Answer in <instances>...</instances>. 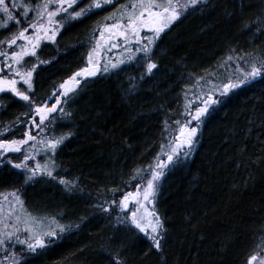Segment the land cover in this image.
<instances>
[{"label":"trees","instance_id":"trees-1","mask_svg":"<svg viewBox=\"0 0 264 264\" xmlns=\"http://www.w3.org/2000/svg\"><path fill=\"white\" fill-rule=\"evenodd\" d=\"M89 2L83 0L81 7ZM107 11H92L83 19L94 20L92 29H97L105 25L99 15ZM261 21L264 0H206V6L202 0L200 8L179 17L175 26L160 34L154 48L159 70L150 78L147 74L141 78L144 67L135 60L128 62L124 82L121 70L125 64L113 69L112 83L105 73L81 81L87 86L77 90L76 106L56 122L61 133L50 136H64L52 155L58 165L55 175H38L23 185L22 169L11 163L20 159L10 157L8 167H0V194L23 185L20 195L28 213L39 218L63 213L61 223L79 225L54 237V243L33 252L21 251L16 264H106L108 248L119 252L126 264H245L264 229L262 76L219 97L222 103L199 122L198 143L192 153L178 156L158 180L155 210L165 220L163 251L154 248L146 233L117 224L118 213L123 219L124 211L112 212L98 205L119 199L124 192H135L141 181L132 177L137 169L145 175L143 170L154 166L161 146L170 139L166 138L174 136L176 122L188 120L196 108L194 104L185 111L192 92L199 91V99L208 93L205 80L215 81V89L221 75V85L227 83V74L235 80L238 75L232 62L237 53L249 61L264 57V31H255ZM12 31L14 26L8 31L0 29V39ZM88 31L84 22L76 26L75 35H66L76 37L79 52L49 69L43 83L78 64L80 55L88 60V46H95L97 39ZM229 55L233 59H226ZM245 68L249 70L248 65ZM130 82L136 84L134 90L129 89ZM20 101L12 93L1 96L0 130L5 139L10 135L4 129H21L25 122V114L19 113ZM14 106L15 113L10 112ZM12 114L15 118L8 120ZM56 176L76 179L78 184L69 190ZM113 188L120 194L114 196ZM12 245L14 249H0L1 261L16 251L17 244Z\"/></svg>","mask_w":264,"mask_h":264},{"label":"snow or ice","instance_id":"snow-or-ice-1","mask_svg":"<svg viewBox=\"0 0 264 264\" xmlns=\"http://www.w3.org/2000/svg\"><path fill=\"white\" fill-rule=\"evenodd\" d=\"M203 2L206 6V0H203ZM82 3L83 0H38L35 3L33 0H0V29L8 31L13 26L17 29L16 31H12L10 35L0 39V45H16L17 41L21 39L27 41V43L19 46V50L13 51L6 49L3 53H0V55H3L5 61L0 62V93H13L15 97H20L27 101L29 111L25 113V116L28 117L29 123L34 124L36 128L42 127L38 121H44L49 113L57 110L63 112L62 108L58 109V105L66 101H61L58 96L53 97L56 101L55 103L51 101L41 103L33 99V96L29 93L32 92L33 95L35 94L33 74L41 61L37 57L36 63L32 64L29 62L31 57L29 60H25L24 58L28 53L36 54L37 48L40 47L41 38L49 41L55 40L59 28L53 27V25L63 27L60 20L56 19L58 14L66 13L68 14L66 18H86L92 14L93 9H100L102 5H111L112 0H90L89 3L81 7ZM201 5L202 0H130V3L121 4L119 11L113 13L115 23L111 25L105 24L104 27L115 29L117 26H121L123 30L118 31L117 34L125 38V43H128L130 30L132 39L139 46L134 50L126 49V51L130 52L127 59H135L140 62L144 67V73L141 78H143L144 74H147L150 78V75L154 74V70H159L154 48L157 46V40L160 34L165 29H169V25L179 17L195 11ZM125 16L127 17L126 20ZM244 27L250 30L249 24H245ZM31 29H35V31L30 32ZM143 30H149L151 35L145 37L141 34ZM255 31L257 33L264 31V21H261V26L257 27ZM100 34L101 36L104 35L103 30H101ZM135 53H140V55L136 56ZM91 57L92 53L90 52L89 59ZM237 58L247 64L249 70L246 71L244 67H240L239 72L242 73L241 76H237L235 80L228 78L227 83H224L221 88L213 89V91L206 93V98L201 102L200 106L195 108L194 120L201 121L202 117L206 114L210 115V105L222 103V100L213 95V92L219 91L223 95H227L231 90L249 84L257 76L264 77V57L249 61L245 60L244 57H240L239 53H237ZM226 59L231 60L233 57L229 55ZM43 63H48V61H44ZM121 63L123 61L113 62L111 67L118 68ZM95 70V65H93L92 72L87 71L86 68H81L78 70V73H73L69 76L60 87L64 89V92L72 91L69 81L72 84H77L79 83L77 79L79 74H83L84 76L94 75ZM104 71H108L107 65ZM197 79L200 80L203 77H197ZM18 82H22V86L18 87ZM135 87L136 84L130 82L129 89L134 90ZM63 94L61 93L60 95ZM49 104L50 106H48ZM33 105L35 106V112L32 111ZM185 111H188L187 107ZM176 123L179 125V130L175 132V136L179 138L175 140V147H172L171 138L168 141L169 147L171 148L167 153V159L169 161L174 159V154L179 151L180 146L184 144L190 146L182 153L184 156H187L192 150L191 146L198 143L194 139L197 136L198 127H190L188 120H185L183 123L178 120ZM165 127H167V122L165 123ZM4 131H8V129H4ZM70 134L68 133L67 135ZM30 139H35L31 131L23 139L0 140V148L3 149L0 152V156H3L9 149L19 150L20 145L25 144ZM63 140L64 136L44 138L43 146L48 152L55 153L57 146ZM32 147L34 148L35 146L33 145ZM161 150L163 151V145L161 146ZM9 159V157L0 159V165L7 168V161ZM11 163L16 168L24 170L22 173H19V175L24 177L23 185L34 182V178L41 173H45L47 176H54L55 169L58 167L51 156L43 163L38 160L34 166L31 165V161L27 155L18 163L16 161H11ZM158 169L159 165L155 167L150 165L147 169L143 170L145 175H140L141 169H137L132 179H139L141 183L135 185V192L128 191L120 194L118 188H113V195L120 194L119 199L102 201L98 207L112 212L116 211L117 208L128 210L123 219H120L118 213L117 224L126 225L129 231L135 232L139 229L146 233L150 237L151 244L154 248L163 251L162 238L166 236L165 220L155 210L156 193L159 190L158 178L163 175V171ZM148 172L151 173L150 178H146ZM55 178L69 190H72L78 184L76 179L70 180L64 176H56ZM23 185L19 189L12 190L15 202L20 205L22 210L24 209V200L21 198L20 193L23 191ZM133 200L135 204L130 207V201ZM114 205L115 207H113ZM9 210L11 211V208ZM64 215L63 213H57L56 216H60V219H57L56 216L39 218L32 216L30 213H25L23 217V228L26 231L21 233V228L14 225L13 231H6L0 234V246H3L5 249L9 247L14 249L15 245L9 243L13 239L20 244L27 245L28 249L33 250L37 247H44L48 243H54L49 238L57 237L58 232L63 233L71 228L79 227L78 224L71 222L67 224L61 223ZM21 219V216H15L17 224L21 222ZM6 227L7 225L5 224ZM21 235L23 239H21ZM105 252L107 254L106 264H126V260L119 252H113L110 248L105 249ZM11 257V264H16L17 252L15 250L12 251ZM7 259L8 257L4 258V260ZM0 264H3V261H0ZM245 264H264V229H262L260 242L255 245L254 249L247 256Z\"/></svg>","mask_w":264,"mask_h":264},{"label":"flooded vegetation","instance_id":"flooded-vegetation-1","mask_svg":"<svg viewBox=\"0 0 264 264\" xmlns=\"http://www.w3.org/2000/svg\"><path fill=\"white\" fill-rule=\"evenodd\" d=\"M33 2H38V0H33ZM130 3L127 0H112L111 5H102L100 9H93L94 12L101 11V10H109L106 13H101L99 15V18L105 23V24H114L115 19H113V13L119 11V6L121 4H127ZM67 7V5H66ZM68 14L66 13H61L58 14L56 19H59L63 27H59L58 25H53V27L59 28V31L56 34L55 40H46L41 38L40 41V47L37 48L36 54L33 55L31 53H28V55L25 56V60H29L30 63L35 64L37 61V57L41 61L40 64L37 65L36 71L33 74V81H34V92L35 94L33 95L32 92L29 94L33 96V99L38 100L41 103H44L45 101H51L52 103H55L56 101L53 99L54 96H58L61 101H66L62 102L61 104L58 105V109L62 108L63 112L57 110L53 111L48 114L47 118L38 123H41L42 127L41 128H36L34 124L29 123V119L27 116L23 115L22 117L25 118V122L22 125V128L20 130L17 129V126H11L8 130V134L11 133L10 137L8 139H5L4 137H1V130H0V140H11V139H23V137H26L28 132L31 131L33 136H38L39 134H53L54 132V122L61 120L63 117L67 116L68 110L72 107L76 106V89L86 87L87 85L81 83L80 79L77 77L79 83L77 84H72L71 81H69V85L72 88V91L64 92V89L60 87V85L67 80L69 76H71L73 73H78V70L81 68H87L89 67L88 61H86L81 55H80V61L78 64L73 65L70 67L66 72H64L61 76H57L53 78L50 82L47 84L43 83L44 81V74L46 72L55 67L58 63L64 64L65 60L64 58L72 53L79 52V49H76V37L70 39V37H67V34L75 35L76 31V26L83 24L86 22V25H89V31L87 32L88 34L92 35L93 37H100L103 42H104V47L103 49L100 48L98 49L96 46L90 47L89 51L97 53L98 55L102 56L103 54L106 55V57H110L111 61H123L122 64H125V68L122 69L121 71V78L123 79L127 76L128 74V59L127 57L129 55L123 54V50L127 49L129 44L128 43H122L121 40L124 38L123 36H119L117 33L120 30H123L121 26H117L115 29H109L105 28L103 30L104 26L99 25L97 29H92V26L95 25L94 20H86L83 18H66ZM92 15V14H91ZM127 17L125 16V20ZM171 25H176V21H174ZM170 25V26H171ZM96 26V25H95ZM170 29V27H169ZM165 29L164 32L166 30ZM101 30L105 31V35L101 36ZM31 31H35V29H31ZM130 31V30H129ZM85 33V34H87ZM145 33L151 34L149 30H143L142 35ZM161 36V35H160ZM80 38V37H79ZM77 38V40L79 39ZM89 40V38H87ZM90 41V40H89ZM17 42H20L19 40ZM22 43V42H21ZM72 43V46L70 45ZM139 45L136 42V47ZM12 46H10L11 48ZM3 50V51H1ZM5 47L3 45H0V53H3L5 51ZM11 50V49H10ZM138 55L140 53H137ZM72 59V58H71ZM70 59V60H71ZM44 61H48V63H43ZM0 62H5L3 55H0ZM92 66L95 65V73L101 74L102 72H105L110 76V80L108 83H112V76H113V68L111 67L110 63L108 66V71H104V67H101V60H98L97 63H91ZM93 71V69H92ZM88 76L83 77V80L89 79L87 78ZM138 83H141V81H137ZM22 86V82H18V87ZM46 86V88H45ZM90 87H95V85L91 84L89 85ZM55 89V91H54ZM61 93H64L63 95H60ZM23 100V99H21ZM25 101V100H23ZM69 101L73 102V105L69 103ZM15 103V102H14ZM28 107L29 111V105L28 102L25 101ZM16 106V105H15ZM15 106L11 108L10 112L15 113L16 109ZM50 106V104L48 105ZM32 111L35 112V106H32ZM16 114H12L9 116L8 120L14 119ZM4 120L5 117L3 116ZM19 134H25L23 136H19ZM23 150V145H20L19 150L16 149H9L8 152H5L3 156H0V159H4L5 157H15L17 155H20ZM3 149L0 148V152H2ZM167 161V162H166ZM7 162H10L7 161ZM169 160L166 159L165 163H168ZM2 165H0L1 167Z\"/></svg>","mask_w":264,"mask_h":264},{"label":"rangeland","instance_id":"rangeland-1","mask_svg":"<svg viewBox=\"0 0 264 264\" xmlns=\"http://www.w3.org/2000/svg\"><path fill=\"white\" fill-rule=\"evenodd\" d=\"M170 26V25H169ZM14 30L16 31L17 29L15 28V26H14ZM103 30H105V27L103 28ZM104 32V35H105V31H103ZM151 35V34H150ZM150 35H147V33H145V37H148V36H150ZM20 42H17V44L16 45H12V47L10 48V46L9 45H7L6 44V46H5V49H11V50H13V51H16V50H19V46L21 45V44H24V43H27V41H24V40H19ZM22 42V43H21ZM121 42L122 43H125V38H123L122 40H121ZM128 44H129V46H128V50H134L135 48H136V41L135 40H133L132 39V36H131V32L129 31V36H128ZM104 45V42H103V40L100 38V37H97V39H96V44H95V46L98 48V49H100V48H102L103 49V46ZM1 51H3V50H1ZM92 53V57H91V59H89L88 58V62H90L89 64L90 65H92L91 63H97L98 62V60H101V67L103 68V66L104 65H109L110 63H113L114 61H111V59H110V57L108 58V57H106V55L105 54H103L102 56H100V55H98L97 53H94V52H91ZM123 54H127V55H129V51H126V49H124L123 50V52H122ZM135 55L136 56H139L137 53H135ZM101 57V58H100ZM245 60H248V58H244ZM106 60H108V61H106ZM131 61H135V59H133V60H129V62H131ZM116 62V61H115ZM122 64V63H121ZM232 64L233 65H235V67H236V73H237V75L238 76H241L242 75V73H240L239 72V68L240 67H246L247 66V64H245L242 60H239L238 58H236L235 60H234V62H232ZM120 65V64H119ZM88 68V67H87ZM86 68V69H87ZM113 69H115V68H113ZM245 70H246V68H245ZM247 71V70H246ZM89 72H92V70H90ZM102 73H105V72H102ZM101 73V74H102ZM100 74H94V75H88V77L87 78H94V77H98ZM230 75L231 74H227L226 75V77L227 78H229L230 77ZM78 78H80V81H83V77H85L83 74H81V75H78L77 76ZM261 76H257V77H255L254 78V80L253 81H255V79L257 80V79H259ZM222 78H224V76L223 75H221V76H219L218 77V79H217V81H218V89L219 88H221L222 87V85H221V82L222 81H220V80H222ZM212 82V83H211ZM204 86H205V89H204V91L205 90H207L206 92H210V91H212L213 89H215V81H207V80H205L204 81ZM188 89V88H187ZM77 90L78 89H76V92H77ZM201 92V91H200ZM203 92V91H202ZM204 93V92H203ZM13 94V93H12ZM213 95H215L218 99H219V97H221V96H224L223 94H222V92H219V91H217V92H213ZM220 95V96H219ZM199 96H200V93H199V91H193L192 92V94L190 95V97H189V99H188V105H187V108H191V110H192V108H193V106H194V104L196 105V107L197 106H200V104H201V102L206 98L205 96H206V93H204V97H200V99H197V98H199ZM80 99V96L76 93V102L78 101ZM190 102V103H189ZM191 106V107H190ZM213 106H215V105H210V109H212L213 108ZM209 109V110H210ZM195 116V109L194 110H192V113H191V115L190 116H188V121H189V126L190 127H198V125H199V122L200 121H196V120H194L192 117H194ZM203 118V117H202ZM57 122V121H56ZM56 122H54V132H53V134H57L58 133V131H60L59 133H61V130L60 129H58V125H57V123ZM193 125V126H192ZM177 130L175 131V132H178V130H179V126H178V128H176ZM175 132H174V136L171 138V137H167L166 139L168 140L169 138H171L172 139V147H175V140L176 139H178L179 137L178 136H175ZM44 135V137H47L49 134H43ZM197 135H198V133H197ZM56 136V135H55ZM23 138H25V137H23ZM50 138V137H49ZM196 138H197V136L194 138L195 140H196ZM169 141V140H168ZM168 141H167V143L164 145V148H163V151H161V153H160V155H159V157H158V159L155 161V163H154V166L153 167H155V166H157L158 164H159V162L160 161H165L166 159H167V155H165V154H167L170 150H171V148L169 147V144H168ZM35 144H39V143H35ZM35 144H33L32 142H30L29 140H27L26 141V143L25 144H23V150H22V152H21V154L20 155H17V156H15V157H13V158H15V159H20V161L21 160H23L24 159V156L25 155H27V156H29V159H30V161H31V165L32 166H34L35 165V163L39 160L41 163H43L46 159H48V157L49 156H52V154H54V153H50V152H48V151H46V149L44 148V146L42 145V144H40V145H35ZM35 146L34 148L32 147V146ZM196 146V143L193 145V146H191L192 147V150L188 153V154H191L192 153V151L194 150V147ZM41 147V148H40ZM190 146L189 145H187V144H184V145H182V146H180V148H179V151H177L175 154H174V159L172 160V161H174L178 156H181V155H183L182 153L186 150V149H188ZM32 148V149H31ZM45 149V150H44ZM43 150V151H42ZM24 151V152H23ZM43 152V153H42ZM37 153V154H36ZM24 154V155H23ZM46 154V155H45ZM165 155V156H164ZM46 156V157H45ZM9 158H10V155L8 156ZM32 157V158H31ZM37 158V159H36ZM52 159H54V158H52ZM34 161V162H33ZM168 162V163H164V166L163 167H161V168H159L158 170H162L163 172H164V170H166V168L167 167H170L172 164H173V162ZM167 162V161H166ZM27 163V162H26ZM13 166L15 167V165L13 164ZM22 171H24L23 169H22ZM45 173H41V174H38L39 176H43ZM37 175V176H38ZM149 177H147V178H150L151 177V173H149ZM36 176V177H37ZM45 176L46 177H50V176H47V174H45ZM163 175H161L159 178H158V180L159 179H161V177H162ZM135 204V201L133 200V201H130V207H132V205H134ZM11 208V211L9 210ZM25 205H24V209L22 210L21 209V207H20V205L19 204H17L16 202H15V197L12 195V192L11 193H5V194H0V234H3V232H6V231H13V226L15 225V226H17V227H21V233H23L24 231H26V229H24L23 228V217L25 216V213H28L27 211H25ZM122 211H124V213H127V211L128 210H122ZM5 212V213H4ZM15 214V215H14ZM21 214V215H20ZM21 216L22 217V219H21V222L19 223V224H17V222H16V220H15V216ZM32 216H35V215H32ZM35 217H38V216H35ZM6 220V221H5ZM5 224L7 225V227L5 228ZM53 227H55V225H53ZM22 229H24V230H22ZM142 232V231H141ZM143 234H145L144 232H142ZM58 234H59V232H58ZM21 239H23V236L21 235ZM50 240H52V239H54V237H51V238H49ZM13 242H15L17 245H18V247L16 248V252H17V257L21 254V251H25V252H33V251H36L38 248H41V247H37L36 249H28V247H27V245H24V244H20L18 241H16L15 239H13L12 241H9V243L10 244H12ZM1 248H3L4 249V247L3 246H0V249ZM11 260H12V257H11V255L8 257V259L7 260H4V262H3V264H5V263H8V262H11Z\"/></svg>","mask_w":264,"mask_h":264},{"label":"bare ground","instance_id":"bare-ground-1","mask_svg":"<svg viewBox=\"0 0 264 264\" xmlns=\"http://www.w3.org/2000/svg\"><path fill=\"white\" fill-rule=\"evenodd\" d=\"M145 35V34H144ZM130 47V46H129ZM87 50V49H86ZM88 51V50H87ZM95 52V51H94ZM86 53H88V52H86ZM130 54V53H129ZM85 55V54H84ZM88 55V54H87ZM101 58V57H100ZM109 58V57H108ZM106 61H108V60H106ZM115 62V61H114ZM129 62V61H128ZM104 67V66H103ZM93 69V66L92 65H90L89 64V67L87 68V71H90V70H92ZM106 74V73H105ZM79 75H81V74H79ZM104 75V74H103ZM80 79V78H79ZM256 80V79H255ZM83 82V81H82ZM85 82V81H84ZM83 82V83H84ZM212 83V82H211ZM205 89V88H204ZM207 91V90H206ZM196 92V91H195ZM78 93V92H77ZM2 94L3 93H1L0 94V99H1V96H2ZM220 96V95H219ZM206 97V96H205ZM19 99H22V98H20V97H18ZM188 103V102H187ZM185 104H186V102H185ZM186 108V107H185ZM188 113V112H187ZM193 118V117H192ZM193 126V125H192ZM199 126V125H198ZM200 133V132H199ZM41 148V147H40ZM32 149V148H31ZM45 150V149H44ZM43 151V150H42ZM47 151V150H46ZM24 152V151H23ZM43 153V152H42ZM37 154V153H36ZM24 155V154H23ZM46 155V154H45ZM53 155V154H52ZM167 155V154H166ZM46 157V156H45ZM52 157V156H51ZM32 158V157H31ZM53 158V157H52ZM37 159V158H36ZM34 162V161H33ZM169 162H171V161H169ZM177 162V161H176ZM164 163H165V161L163 162V161H160L159 162V168H161V167H163L164 166ZM142 171V170H141ZM165 171V170H164ZM23 198V197H22ZM25 200V199H24ZM25 211H26V209H25ZM34 212V211H33ZM5 213V212H4ZM31 214V213H30ZM21 215V214H20ZM6 221V220H5ZM21 228V227H20ZM22 230H24V229H22ZM70 233V232H69ZM59 234H61V233H59ZM59 234H58V236H59ZM148 236V235H147ZM59 239V238H58ZM57 243V242H56ZM18 246V245H17ZM29 252V251H28ZM30 254V253H29Z\"/></svg>","mask_w":264,"mask_h":264},{"label":"water","instance_id":"water-1","mask_svg":"<svg viewBox=\"0 0 264 264\" xmlns=\"http://www.w3.org/2000/svg\"><path fill=\"white\" fill-rule=\"evenodd\" d=\"M1 94V93H0Z\"/></svg>","mask_w":264,"mask_h":264}]
</instances>
